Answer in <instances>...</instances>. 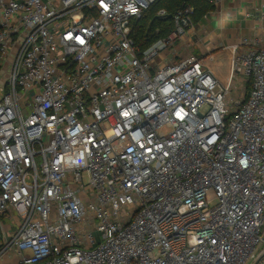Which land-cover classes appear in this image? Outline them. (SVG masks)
<instances>
[{"label":"built area","instance_id":"obj_1","mask_svg":"<svg viewBox=\"0 0 264 264\" xmlns=\"http://www.w3.org/2000/svg\"><path fill=\"white\" fill-rule=\"evenodd\" d=\"M155 1L0 0V263L264 254V38L231 48L222 82L177 56L192 7L168 37L136 44L133 22ZM244 78L249 95L231 98Z\"/></svg>","mask_w":264,"mask_h":264},{"label":"crops","instance_id":"obj_2","mask_svg":"<svg viewBox=\"0 0 264 264\" xmlns=\"http://www.w3.org/2000/svg\"><path fill=\"white\" fill-rule=\"evenodd\" d=\"M260 1L261 0H221L216 6V10L211 14L205 16V18H207L208 20L211 19V21L209 20L211 22L210 26L207 22H205L206 19H203L204 21L202 20L197 24L195 34L193 33L186 36L183 39L184 42H189L190 46H194L192 50H195V52H203V48H205L207 51H205L204 53L206 54L212 51L213 48H217L218 45H226L227 47L232 48L235 45H239L244 39H253L257 36L263 39L264 20L260 17L258 12ZM226 2L230 4L239 3V7L234 10V14L229 13L221 19L219 18V16L225 11L223 5H225ZM249 4H253L255 10H249ZM227 20H230V22L228 23L229 26H232L233 24H236L238 27L242 26L244 32L239 39L230 41V38L224 37L223 30H217V27L220 26L219 24L221 22L225 23ZM201 32H204V34L207 35L203 36L202 38L198 35V33L201 34ZM177 46H179V43ZM193 54L203 59L205 57L197 55L194 52ZM214 54H217L216 61L218 63L215 61L216 63H213L214 65L212 66L208 65V63H206V60H204L205 67L212 68L217 78L222 82H226L229 75L227 54L219 51L218 53ZM6 260L7 258H4L2 263L4 264Z\"/></svg>","mask_w":264,"mask_h":264},{"label":"trees","instance_id":"obj_3","mask_svg":"<svg viewBox=\"0 0 264 264\" xmlns=\"http://www.w3.org/2000/svg\"><path fill=\"white\" fill-rule=\"evenodd\" d=\"M187 7L193 8L192 20L200 23L205 16L216 10L213 0H156L151 8L139 19L134 20L132 37L142 50L160 38L168 37L175 30L174 15ZM164 10L171 17H162ZM252 88L251 79L246 82V97Z\"/></svg>","mask_w":264,"mask_h":264},{"label":"rangeland","instance_id":"obj_4","mask_svg":"<svg viewBox=\"0 0 264 264\" xmlns=\"http://www.w3.org/2000/svg\"><path fill=\"white\" fill-rule=\"evenodd\" d=\"M237 7H239V3L230 4V3L226 2L225 5H223V8L225 9V11L219 16V18L222 19L224 16H226L229 13H233L234 14V10H236ZM254 8L255 7L253 6V4L252 5L249 4V10H255ZM204 19H206L205 22H207L208 25L210 26L211 19H209L210 21L207 18H205V17H204ZM229 22H230V20H227L225 23L221 22L219 24L220 26L217 27V30H219V31L223 30L224 37L230 38V41H233L235 39L236 40L239 39L242 36L243 32H244V30L242 29V26H239L240 28L236 24H233L232 26H229L228 25ZM196 35H197V33H196ZM198 35L203 38V36H205L207 34H204V32H201V34L198 33ZM178 43H179V46H177V56L178 57H184V56L188 55L189 53L194 52L197 55L205 56L204 60H206V63H208V65H212L213 66L217 62L216 61L217 54H214V53H218V51H219V52H224V53L227 54V57H228V68L230 66L231 48L227 47L226 45H224V46L223 45H218L217 48H213L212 51H210V52L205 54L204 52L207 51L205 48H203L204 49L203 52H198V51L195 52V50H192V48L194 46H190L189 42H184L183 39L180 42H178ZM202 54H204V55H202ZM210 54H212L214 56L215 60L213 62L212 61L210 62V58L208 56ZM160 60H161V58L158 57L157 61L159 62ZM5 74H6L5 70H3V73L0 75V85L6 80V78L4 77ZM247 80H248L247 78L239 79V83H237L236 88L232 89V92L230 94L231 98H233V99L241 98L242 99V98L245 97ZM9 223H10L9 219H6L5 222H3L2 225L0 224V239H1L2 234L5 235V232H4L5 229H6L5 231H7V233L9 232L8 231ZM95 234H97V233H95ZM263 234H264V228H263ZM0 242H1V240H0ZM14 254H13L14 259H12V260L8 259L6 262L16 263L17 256L14 255ZM0 264H2V263H0Z\"/></svg>","mask_w":264,"mask_h":264},{"label":"water","instance_id":"obj_5","mask_svg":"<svg viewBox=\"0 0 264 264\" xmlns=\"http://www.w3.org/2000/svg\"><path fill=\"white\" fill-rule=\"evenodd\" d=\"M165 17H171V15L169 14V15H166ZM263 255H264V254H263ZM263 255H262V256H260V257L258 258V260L256 261V263H255V264H258V263L261 261V259H262Z\"/></svg>","mask_w":264,"mask_h":264}]
</instances>
